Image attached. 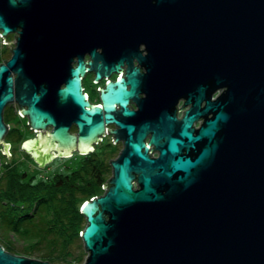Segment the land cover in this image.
I'll use <instances>...</instances> for the list:
<instances>
[{
  "label": "water",
  "instance_id": "95a60500",
  "mask_svg": "<svg viewBox=\"0 0 264 264\" xmlns=\"http://www.w3.org/2000/svg\"><path fill=\"white\" fill-rule=\"evenodd\" d=\"M0 29L17 31L0 106L13 98L39 129L37 166L88 152L103 128L123 138L102 192L79 206L80 264H264V0H0ZM87 70H119L95 103ZM0 264L52 263L0 245Z\"/></svg>",
  "mask_w": 264,
  "mask_h": 264
},
{
  "label": "trees",
  "instance_id": "16d2710c",
  "mask_svg": "<svg viewBox=\"0 0 264 264\" xmlns=\"http://www.w3.org/2000/svg\"><path fill=\"white\" fill-rule=\"evenodd\" d=\"M106 171L104 154L93 147L65 172L27 178L13 172L8 197L4 187L0 190V245L21 255L38 250L37 257L50 263L79 259L81 252L71 251L72 244H81L78 232L84 218L79 206L83 200L102 192ZM18 240L20 244L15 245Z\"/></svg>",
  "mask_w": 264,
  "mask_h": 264
},
{
  "label": "flooded vegetation",
  "instance_id": "af4514ba",
  "mask_svg": "<svg viewBox=\"0 0 264 264\" xmlns=\"http://www.w3.org/2000/svg\"><path fill=\"white\" fill-rule=\"evenodd\" d=\"M1 31V29H0ZM13 34L17 35L16 30H8L4 34L0 33V63L5 64L4 59H8L11 55V49L14 41H13ZM3 35V38L1 39V36ZM143 47L142 44L139 45V49ZM143 52V51H142ZM83 59H87V55H83ZM132 64H136V61L134 58H132ZM125 63L119 65L121 68V71L119 75H123V67ZM119 68V70H120ZM139 71H143V67L139 66ZM118 71H111L107 76H100L99 78L93 80V71L87 70L83 73L82 76H80L79 84H80V90L84 93L85 99L89 102L95 103L98 102V89L97 86L102 87L103 83L107 79H114L116 75H118ZM90 72V76L85 78L87 74ZM6 75H10V90L13 91V77L14 74L11 69L8 70ZM84 80V83H83ZM127 86V85H126ZM219 89H215L209 93V99H212L217 95ZM140 95L144 96V92L140 91ZM183 98L179 97L176 99V101L173 103L174 109V117L179 118L182 111L189 106V102L182 104ZM204 103V98H201L199 100V106H201ZM136 104L134 101H128L126 103V107L128 109H136ZM18 104L17 102L11 98L9 100H5L1 106H0V120L3 123H6L7 126L4 127L3 133L1 135V140L3 142H6L7 145L5 147L6 153H8V159L5 152L0 151V190L2 187L5 189V194L8 197L10 192V177L12 173L14 172H20L23 176L26 178L29 175H37V176H45V174L42 171H39L37 169V162L33 158L31 153V145L34 142V137L36 136V132L39 131V129L33 130L27 122V118L25 115L20 114L17 111ZM115 108H117V105H115ZM210 112L206 113V116H209ZM20 119L19 122L16 121V119ZM202 120V116H197L195 119L192 118L190 121V125L193 128H196L199 123ZM105 127L109 128H115L116 126L112 122L104 123ZM49 125L46 126V129H49ZM68 131L69 132H75V125L70 122L68 124ZM113 133L108 130L107 128H103V132L99 135V139L92 143L91 147L93 149L96 148L99 150L101 154H104L106 156V163H107V169L108 172H111L109 159L113 158L117 155L121 147L123 146V138L122 137H116L113 141L111 139L114 138ZM149 136V131H146L144 135L142 136V142L147 143ZM15 144L17 146H15ZM152 144L149 143L147 145V155L148 156H155L157 151L154 148H151ZM15 148H19L22 151V159H15L14 158V152ZM91 149V150H92ZM89 150V151H91ZM82 155L81 153H78L74 148L70 150V152L66 155H56L53 154L50 160L44 161L43 165L41 167H47L48 163L52 161L55 157H62L67 158L68 160H73V165L75 164V160ZM109 155V156H108ZM22 160H26V163L28 162L31 165V170L27 171L22 169L18 166V163H20ZM72 165V166H73ZM109 175V174H108ZM107 176V175H106ZM132 184L134 186V180H132ZM7 197L4 199L6 200Z\"/></svg>",
  "mask_w": 264,
  "mask_h": 264
},
{
  "label": "rangeland",
  "instance_id": "374dc122",
  "mask_svg": "<svg viewBox=\"0 0 264 264\" xmlns=\"http://www.w3.org/2000/svg\"><path fill=\"white\" fill-rule=\"evenodd\" d=\"M89 76H90V72L87 74V76L85 78L88 79ZM83 83H84V80H83ZM16 121L19 122L20 119L17 118ZM15 146H17V145L15 144ZM14 158L15 159H22V151L19 148H15ZM105 159H106V156H105ZM73 163H74L73 160L70 161L67 158L55 157L52 161H50L48 163L47 167H39L38 166L37 169L39 171H42L45 175L50 174L53 171L65 172V171H68L72 167ZM18 166L24 170H27V171L31 170V165L28 162L26 163V160H22L20 163H18ZM108 174L110 175V173L108 172V169H107V171L105 172V178H107L109 176ZM101 188H102V186H101ZM102 190H103V188H102ZM8 237L10 239H12L13 235L9 234ZM14 244L15 245L20 244V240H18L17 242H14ZM71 251H72V254H75L77 252H81L79 254V256H81V257L79 259H77L76 257L71 258L70 261H62V262L68 263V264H80L83 260L84 255L86 254L84 249L82 248L81 244H80V246H78L76 243L72 244ZM37 252H38V250L37 251L34 250V252L32 254H26V256L39 258V257H37ZM39 259H41V258H39ZM52 264H57V263H52Z\"/></svg>",
  "mask_w": 264,
  "mask_h": 264
}]
</instances>
